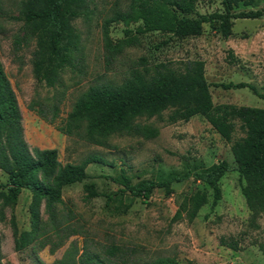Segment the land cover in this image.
<instances>
[{"label":"rangeland","instance_id":"1","mask_svg":"<svg viewBox=\"0 0 264 264\" xmlns=\"http://www.w3.org/2000/svg\"><path fill=\"white\" fill-rule=\"evenodd\" d=\"M0 1V64L17 100L23 142L30 151L56 149L63 165L88 156L103 160L86 168L87 179L63 189L62 203L56 206V227L51 226L41 204L45 231L23 248H19L21 234L31 230V192L19 193L16 203L0 214V264H264V213L252 222L241 193L244 182L231 152L233 142L244 136L238 123L231 142L199 115L169 124L168 112L162 115L164 121L145 117L135 121L158 130V136L148 140L114 135L100 147L59 131L90 86L120 84L131 68L159 63L181 70L185 62L201 60L214 105L264 109V99L248 88L221 87L245 82L264 96V17L235 20L229 38L208 25L200 36L180 38L162 32L136 34L140 21L110 22L108 36L114 47L110 49L103 37L104 24L115 13L125 12L130 0H86L87 12L71 22L79 36L78 69L65 68L59 84L50 88L36 82L35 41L20 48L14 44L26 24L20 0ZM261 9L264 0L240 3L232 10ZM223 10L222 0L195 2L199 14ZM31 102L35 111L29 110ZM54 107L58 112L52 123L36 112L43 110L50 120ZM221 161L227 162L229 171L219 180L221 199L215 206L211 188L192 178L173 182L168 195L156 189L148 200L132 198L125 190L143 180L208 172ZM6 182L7 176L0 171V183ZM90 190L94 197H89ZM196 192L206 194V203L189 221L183 207ZM229 243L237 249H230Z\"/></svg>","mask_w":264,"mask_h":264},{"label":"trees","instance_id":"2","mask_svg":"<svg viewBox=\"0 0 264 264\" xmlns=\"http://www.w3.org/2000/svg\"><path fill=\"white\" fill-rule=\"evenodd\" d=\"M249 1L222 0V12L199 14L195 12L196 0H130L125 12L119 11L111 21L105 22V45L114 48L108 36V24L115 21L126 25L140 21L141 24L134 30L136 34L162 32L180 38L197 37L201 35L203 26L208 25L224 38H229L235 20L264 17V9L233 12V7L240 3L247 5ZM19 5L26 24L21 36L15 37L14 44L20 48L35 41L32 60L36 82L54 88L59 84L65 68L76 69L80 63L79 36L71 22L87 12V2L20 0ZM125 33L128 35L130 31L126 30ZM221 87L226 90L248 88L264 99L254 86L245 82H230ZM209 88L201 60L185 62L181 70L164 63L143 66L142 69L131 68L120 84L107 82L90 86L77 99L59 131L100 147L106 146L107 140L114 135L140 136L148 140L157 137L158 130L135 121L141 117L164 121L162 115L168 112L166 121L169 124L188 122L199 115L222 139L231 142L238 123L244 136L233 142L231 152L239 177L244 182L241 193L255 223L256 218L264 213V109L214 105ZM29 110L35 111L34 102L29 104ZM36 112L39 117L52 123L58 111L54 107L50 120H47L43 110L37 109ZM20 121L14 91L0 64V171L7 176V182L0 183V214L16 203L22 190L31 192V230L21 234L19 248H23L45 231L47 224L41 222V204L44 203V212L51 226L56 227V206L62 203L63 189L87 179L86 168L103 160L88 156L79 163L63 165L56 149L34 148L30 151L22 140ZM228 171L227 162L221 161L208 172H187L159 181L143 180L127 185L125 190L132 198L148 200L154 190L163 189L168 195L173 182L192 178L211 188L212 205L215 206L221 199L219 180ZM88 195L95 196L91 190ZM205 203L204 192L193 194L183 207L185 218L192 221ZM227 246L232 250L237 249L233 243ZM153 264L179 263L167 261Z\"/></svg>","mask_w":264,"mask_h":264}]
</instances>
